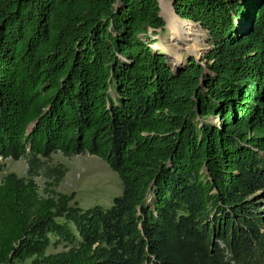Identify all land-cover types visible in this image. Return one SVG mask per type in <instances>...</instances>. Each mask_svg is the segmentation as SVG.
<instances>
[{
    "label": "trees",
    "instance_id": "trees-1",
    "mask_svg": "<svg viewBox=\"0 0 264 264\" xmlns=\"http://www.w3.org/2000/svg\"><path fill=\"white\" fill-rule=\"evenodd\" d=\"M161 1L0 0V157L29 161L0 183V264H264V0H172L211 45L178 64ZM55 152L122 193L83 208L61 168L41 193Z\"/></svg>",
    "mask_w": 264,
    "mask_h": 264
},
{
    "label": "rangeland",
    "instance_id": "rangeland-1",
    "mask_svg": "<svg viewBox=\"0 0 264 264\" xmlns=\"http://www.w3.org/2000/svg\"><path fill=\"white\" fill-rule=\"evenodd\" d=\"M171 7L175 11L172 4ZM162 16L166 25L164 29H159L158 33L153 36V38L157 39L154 46L162 49L173 63L175 61L171 56L172 51H174L172 47V32L167 25L163 8ZM194 25L197 27V32L204 42L203 49L198 55L187 49L182 50L181 57L184 59L188 56H194L198 59L204 57L211 46L208 32L202 28L201 24L194 23ZM42 162L39 174L33 176L40 187L41 193H44L50 184L57 183L55 176L50 175L54 168L63 169L65 174L62 180L52 187L58 192L74 195V201H77L83 208H90L97 204L110 207L114 198L123 191V184L118 173L104 159L89 152L72 155L55 152L48 158L43 157ZM10 172H15L19 176L29 177L28 158L0 157V183L4 176ZM62 248L63 245H60L59 247H51L50 250L57 251Z\"/></svg>",
    "mask_w": 264,
    "mask_h": 264
},
{
    "label": "bare ground",
    "instance_id": "bare-ground-1",
    "mask_svg": "<svg viewBox=\"0 0 264 264\" xmlns=\"http://www.w3.org/2000/svg\"><path fill=\"white\" fill-rule=\"evenodd\" d=\"M171 1H162V8L167 19V25L172 32L173 44L171 56L176 64L184 58L181 51L187 49L190 52L199 54L203 49L204 42L197 32V27L178 16L171 7Z\"/></svg>",
    "mask_w": 264,
    "mask_h": 264
},
{
    "label": "water",
    "instance_id": "water-1",
    "mask_svg": "<svg viewBox=\"0 0 264 264\" xmlns=\"http://www.w3.org/2000/svg\"><path fill=\"white\" fill-rule=\"evenodd\" d=\"M165 1H171L172 5H173V1L172 0H165ZM162 2V1H161ZM162 7V6H161ZM176 11V10H175ZM177 14V12H176ZM178 15V14H177ZM182 18V17H181Z\"/></svg>",
    "mask_w": 264,
    "mask_h": 264
}]
</instances>
